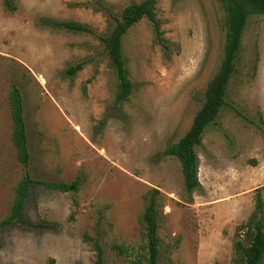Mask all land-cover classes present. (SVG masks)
I'll list each match as a JSON object with an SVG mask.
<instances>
[{"label": "rangeland", "instance_id": "374dc122", "mask_svg": "<svg viewBox=\"0 0 264 264\" xmlns=\"http://www.w3.org/2000/svg\"><path fill=\"white\" fill-rule=\"evenodd\" d=\"M12 1L8 11L0 0V222L24 175L36 183L27 224L0 230V264H94L83 236L94 237L97 223L105 264H129L113 247L141 243L139 218L155 189L160 264H231L236 229L253 212L257 190L264 195V134L257 128L264 120V16L246 26L228 105L197 148L202 190L191 195L180 162L164 151L190 129L219 69L226 33L220 1H157L171 58L148 20L132 27L123 54L133 93L120 103L101 41L53 23L75 21L105 35L115 21L84 6L93 0ZM141 1L104 0L117 17ZM79 63L83 70L70 76ZM14 87L23 96L27 167L11 140ZM78 178L77 193L39 183Z\"/></svg>", "mask_w": 264, "mask_h": 264}, {"label": "trees", "instance_id": "16d2710c", "mask_svg": "<svg viewBox=\"0 0 264 264\" xmlns=\"http://www.w3.org/2000/svg\"><path fill=\"white\" fill-rule=\"evenodd\" d=\"M158 0H143L127 6L120 17L113 12L104 0H93L84 6L94 12H101L115 25L105 35L93 27L75 21L53 22L68 32L89 34L103 44L110 67L117 74L116 101H128L133 93L126 60L123 54V41L130 29L142 20H148L153 28L154 41L160 45L167 58H171L172 44L164 37L161 21L156 12ZM224 10L225 44L219 69L209 82L204 94V102L197 112L192 126L176 143L169 145L164 155L175 157L181 164L186 191L194 194L202 190L199 180V157L197 148L203 143V136L210 125L217 124L222 109L228 105L231 81L237 72L242 51L243 34L252 16H264V0H219ZM6 9L14 10L12 0H4ZM82 6V4H78ZM85 63L69 68L68 74L75 76L83 70ZM9 110L12 121L11 140L19 162L27 167L30 163L28 136L24 120V103L20 88L14 87L9 94ZM257 128L264 134V120ZM36 182L30 174L24 175L16 188V198L9 215L0 222V230L5 227L26 225L25 204L30 189ZM44 188L61 193H77L80 179L72 183H53L39 181ZM160 191L152 190L145 195L147 202L140 215L141 243L136 246L114 245L113 249L123 256L129 264H160ZM77 208L78 200L73 199ZM76 211L74 212V214ZM74 214L72 215L74 217ZM52 225V224H51ZM83 240L96 253L94 264H105V250L101 243L99 225L96 224L95 236L84 234ZM264 260V195L258 189L255 208L249 218L240 224L235 233L231 264H262Z\"/></svg>", "mask_w": 264, "mask_h": 264}]
</instances>
